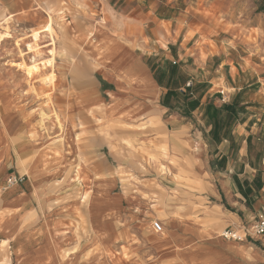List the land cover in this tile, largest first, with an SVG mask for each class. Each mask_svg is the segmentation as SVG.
<instances>
[{"label": "rangeland", "instance_id": "rangeland-1", "mask_svg": "<svg viewBox=\"0 0 264 264\" xmlns=\"http://www.w3.org/2000/svg\"><path fill=\"white\" fill-rule=\"evenodd\" d=\"M186 2L175 6L179 18L165 17L178 18L174 36L168 30L165 38L147 36L156 40L161 61L146 59L142 48L135 56L167 90L166 106L205 107L197 114L203 142L193 143L170 142L172 111L108 107L112 94L102 105L90 104L92 96L86 102L84 88L96 84L92 51L109 39L114 23L103 4L92 15L70 1L42 2L16 14L0 10V191L19 186L26 192L2 201L16 211L0 209V264H229L225 243L264 257L262 242L223 239L232 226L206 199L212 178L204 166L220 168L217 148L230 134L222 121L231 112L203 99L221 66L226 84L220 81L219 89L230 93L231 83L245 98L259 89L260 103L245 107H264V0H244L249 9L235 6L229 16L216 15L206 0ZM195 2L196 10L190 8ZM134 81L115 86L130 94ZM222 91L219 107H236L225 104ZM19 159L28 164L24 169ZM11 177L23 181L8 186ZM30 195L36 210L25 203Z\"/></svg>", "mask_w": 264, "mask_h": 264}, {"label": "crops", "instance_id": "crops-1", "mask_svg": "<svg viewBox=\"0 0 264 264\" xmlns=\"http://www.w3.org/2000/svg\"><path fill=\"white\" fill-rule=\"evenodd\" d=\"M58 1H70L77 8L82 6L86 8V10L84 9L86 15H92L95 7L103 4L105 14L114 17L111 22L113 20L114 23L117 22L116 25L114 23L110 25L109 39L97 45V48L92 51L93 59L97 64L96 84L92 88H84L83 93L87 95L86 102H89V98L92 96L90 104L102 105L106 103L103 97L112 94L116 103H109L108 107H131L134 112L144 113L156 110L162 115L172 111L170 142L179 143L183 140L190 143L198 140L203 142L198 130L202 127L203 122L198 119L197 114L200 112V117L201 112L205 111V107H197L194 112H190V107H177L170 103L166 106L163 100L167 90L158 85L150 68L135 56V50L142 48L141 52L146 59L155 62L161 61L157 53V50L160 49L158 45H155V39L165 38L166 30L174 36L178 26L176 21L182 14L181 10L175 6L178 1H181L185 7L186 0H0V10L4 9L10 14H16L20 9L34 8L42 2L54 5ZM242 1L244 0H206L205 5L206 8L214 10L216 15L229 16L235 6H238L242 12L249 9L250 4H242ZM117 4H119L118 7H116ZM196 6L195 2L190 8L196 10ZM166 15L173 17L176 15L178 18L166 20ZM255 25L258 26V24ZM148 35L155 39H148ZM116 47L122 48L128 55L117 52ZM252 71L258 80L259 74L254 69ZM214 73L217 76L209 80L211 86L204 88L203 99L208 97L206 104L212 101L215 108H222L220 111L231 112L226 120L222 121L228 124L230 134L221 139L220 146L217 148L220 150L216 154L218 161L221 160L220 168L214 167L213 164L211 167L204 166V173L211 175L212 178L205 186V194L206 199L212 204L211 208H216L215 216L225 223L231 224L232 227H236L243 222H255L264 212V107H245L246 104L252 103L254 106V104L260 103L259 89L254 91L251 97L245 98L244 94L240 93L241 90L244 91L243 88L232 87L229 82L230 85L228 84L226 87L231 92L222 91L218 86L220 81L225 82V73L222 72L221 66H218ZM228 75L231 81H234L235 75L230 72ZM131 78L135 79L132 82L134 88L131 87V93L118 92L119 89L115 86L118 81ZM221 91L224 98L228 100V103L225 104H236V107H219L221 103L218 93ZM178 92L182 96L186 93L181 88H178ZM234 98H236L235 101ZM122 101L124 102L122 103ZM232 117L233 119L230 120ZM186 135L191 138L185 139ZM20 153L22 152L20 151ZM23 193L26 192L19 186L11 189L4 188L0 191V209L7 208L15 214L16 208L2 206V201L14 202ZM25 203L30 204L33 210L37 209L32 195ZM19 230L20 226L13 238L17 237ZM257 242L264 244V238ZM225 244L222 254L230 259L229 264H260L264 260L262 255L251 248L246 247L247 252L241 253L229 249V243ZM252 252H255L256 255H253Z\"/></svg>", "mask_w": 264, "mask_h": 264}, {"label": "built area", "instance_id": "built-area-1", "mask_svg": "<svg viewBox=\"0 0 264 264\" xmlns=\"http://www.w3.org/2000/svg\"><path fill=\"white\" fill-rule=\"evenodd\" d=\"M23 181V177H11L7 183L9 185L18 184ZM156 230H160V226L154 223ZM222 238L228 241L238 243H251L264 238V212L255 220V222L248 225H241L239 228H226L222 234Z\"/></svg>", "mask_w": 264, "mask_h": 264}, {"label": "bare ground", "instance_id": "bare-ground-1", "mask_svg": "<svg viewBox=\"0 0 264 264\" xmlns=\"http://www.w3.org/2000/svg\"><path fill=\"white\" fill-rule=\"evenodd\" d=\"M97 31V30H96ZM10 115V114H9ZM6 120V119H5ZM7 121V120H6ZM10 121V120H9ZM7 123V122H6ZM5 122H4V124H6ZM9 123V122H8ZM4 124H2L3 125V127H4ZM6 126V125H5ZM27 134V133H26ZM30 152V151H29ZM19 155V154H18ZM32 160V159H31ZM19 161H21L20 159H19ZM20 165H21V168H25L27 165L26 164H24V162L23 161H21L20 162ZM34 171V170H33ZM30 172V171H29ZM26 174V173H25ZM31 174H33V173H31ZM38 175V174H37ZM30 178V177H29ZM38 191H39V189L38 188H36V190H35V195H36V197L39 199V197H38ZM40 192V191H39ZM34 196V195H33ZM39 203V202H38ZM7 218V217H6ZM9 218V217H8ZM3 220V219H2ZM5 220V219H4ZM214 220V219H213ZM6 222V221H5ZM4 223V222H3ZM2 223V224H3ZM1 224V225H2ZM217 225V224H216ZM2 227H4V226H2ZM204 231V230H203ZM215 233V232H214ZM219 237H221V236H219ZM1 243H3L4 245H8V241H1ZM55 243V242H54ZM57 248V247H56ZM60 250V249H59ZM53 253V252H52ZM55 253V252H54ZM56 254V253H55ZM54 254V255H55ZM58 256H59V254H58Z\"/></svg>", "mask_w": 264, "mask_h": 264}]
</instances>
